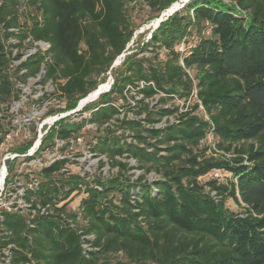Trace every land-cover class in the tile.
<instances>
[{
  "label": "trees",
  "instance_id": "16d2710c",
  "mask_svg": "<svg viewBox=\"0 0 264 264\" xmlns=\"http://www.w3.org/2000/svg\"><path fill=\"white\" fill-rule=\"evenodd\" d=\"M143 1L152 11L150 18H158L177 0ZM134 32L127 0H0V103L17 100L16 80L25 83L44 68L43 82L53 83L54 94L65 101L56 112L74 109L104 82L113 62L129 48ZM186 35L189 40L194 37L195 46L183 58V67L175 48ZM149 39L138 42L137 49L164 47L166 59L153 63L135 58L136 51L126 54L117 70L111 68L115 73L110 90L81 110L90 112L84 121L100 126L119 114L118 102L125 99L128 85L147 83L136 91L142 95L137 103L143 105L145 117L117 118V127L130 130L135 143L110 128L83 133L95 134L89 150L104 155L117 173L91 180L65 177L60 172L64 160L38 171L37 197L42 203L57 198L66 187L85 185L79 203L82 221L75 220L76 213L68 217L82 234L94 235L92 245L97 250L84 253L82 234L59 216H40L29 226L23 216L9 214L5 227L18 247L15 264L30 260L34 264H111L107 258L118 252L127 261L114 264H264V0H187L159 22ZM26 40L30 45L44 41L50 46L13 67L12 59L20 58L19 48ZM13 49L17 51L12 56ZM193 85L209 120L198 115L193 104L179 113L178 123L156 128L154 123L178 108L161 106L158 117H152L155 112L144 99L161 93L163 104L173 95L186 100ZM47 96L44 93L41 99ZM63 119L57 122L58 128L43 135L40 148L54 136L79 134L80 126L64 127ZM210 127L216 147L231 152V158L206 155L207 146L197 150ZM36 138L34 133L19 150ZM122 158H133L138 169H152L160 177L154 182L143 175L131 180ZM103 163L99 161L100 166ZM212 169L229 171L236 183L233 179L226 184L214 179L200 183L198 177ZM205 186L216 191L215 198ZM226 198L243 204V212L228 210Z\"/></svg>",
  "mask_w": 264,
  "mask_h": 264
},
{
  "label": "rangeland",
  "instance_id": "374dc122",
  "mask_svg": "<svg viewBox=\"0 0 264 264\" xmlns=\"http://www.w3.org/2000/svg\"><path fill=\"white\" fill-rule=\"evenodd\" d=\"M186 1L187 0H177L178 6L175 8L179 9L180 7L183 6V4ZM174 11H172L171 13H173ZM127 12L132 21L133 27L135 28V32L133 34L131 41H129V43L126 46V49L128 47L129 48L124 52L125 56L126 54L131 55V52L136 51V56H134L135 58H148L151 59L153 63H157L166 59L167 54L163 52L161 48L156 47L155 49H153V46L151 45L148 47L147 50L144 51H140V49H137L138 42L141 45L143 42L150 40L149 39L150 33L155 27V23L153 22V20H155L156 18H150V16L152 15V11L148 7V5L143 0H127ZM168 15H170V13L165 16H162V18L164 17L166 18ZM192 39L194 40V37H192ZM193 40L190 41L195 43V41ZM11 41L14 43L16 42L14 39H12ZM31 50H32V45H30L28 43V40H26L23 43V45L19 48L20 58L12 59V66L14 67L18 65L19 62L23 60ZM125 56L123 57V59L125 58ZM115 66L116 67L114 68V71L119 65L116 64ZM14 71H15L14 68L11 67V72L13 73ZM114 71L112 70L110 71V75L113 80L115 73ZM39 72L34 77H28L25 83L16 80L15 88L19 89V98L17 100H13L10 103H0V124L2 127V128L0 127V129L2 130L0 131V143H2L0 144V149L2 150L6 148L7 149L11 148L13 150H16V148H18L16 152L24 154L27 152L29 148L32 147L33 143L23 151H20L19 148L22 145L26 144V142H28V140L33 137L34 133L37 134V136H39L40 134L45 135L47 131L50 130V128L59 127L57 122L61 120L63 117H61L59 120L53 123L52 121L55 120L56 116H51V115L60 113V112H56L55 109L59 107H64L65 101L63 98H60L58 95L53 94V89H54L53 83H51L50 81L43 82L44 74ZM104 76H105L104 82H106L107 77L109 76L108 74H105ZM44 93H46L48 96L47 98L41 99L44 96ZM133 95L136 96L137 94H135L134 89L129 88L128 91L126 92V101L124 100L122 105L120 104L121 113L117 115L118 117H122L123 115L135 119H140L145 117L146 115L145 112H142L143 105L139 103H135L134 100L132 99ZM159 97L160 94H156L153 97L145 100L150 106V109L152 108V110L155 112L152 117H158L156 112L158 108H160L163 105V103L159 101ZM97 98L95 99V102ZM92 102L94 104V100H93L90 101L88 105L89 104L91 105ZM166 103L171 106H178L179 108L181 107V103H183V99L177 100L176 98H173L172 100L169 99ZM190 104L191 102L190 103L186 102L185 105L189 106ZM49 110H55V111L49 113ZM85 113H86L85 111L84 112L78 111L65 116L66 119H63L62 125L64 127H70L72 129H76L77 126H80L81 128L79 132L84 131L82 129L85 128L87 129L85 122L82 119L83 116H85L84 115ZM196 113L201 116V114L197 110ZM169 121H170V116L168 117V119L164 116L158 122L154 123V126L163 127ZM112 125H113L112 127L113 130H116L118 124H115V122H113ZM117 132L125 136L126 140H129L130 136H132V132H130V130L124 131L123 129H119ZM13 133H16L17 135L14 137ZM10 134L12 136L7 137V135ZM142 134L146 135L145 131L142 130ZM55 138L56 136H54L53 139H51V141L48 142L47 146L43 148H40L39 146V149H37L33 154H29L27 152L29 156L17 157L18 159L14 160V164L17 163V160L22 159L21 162L19 163V167L24 168V170H26V167L27 168L31 167L32 164L34 163L32 160L33 158L34 160L41 162L43 160H47V158L44 156H51V158L67 157L71 162H68L65 167L71 173L78 172V168H79V170L86 172L84 174V177L92 178L95 175L98 176L99 175L98 173L102 172L101 170H99V159H97V156L93 155V152H90L89 150L90 142L96 139L95 134L93 132L85 133L83 135V140L81 139L80 142L72 140L71 144L67 147L62 146L63 142L61 141L56 142V144H54ZM46 147L48 148L44 150ZM201 148H203V145L198 146L197 150ZM121 160L128 164L129 169L125 172V175L131 180H137L139 175H143L144 180H147L149 182H154L160 177V175L156 174L152 169L147 171L145 169H138L136 167L137 166L136 160L133 161L128 158L127 159L122 158ZM109 170L106 172V174L109 172ZM136 171H139V173H137ZM56 177H58V175ZM224 178L227 181L232 180L231 179L232 177L230 178L229 173H225ZM198 180L200 183H205L207 180H209V178L201 177ZM61 197L63 198V195H61ZM78 202H79V197L77 196V194L73 195L64 203L65 209L67 211L75 210L77 208ZM225 207L234 213H242L244 210L243 204L238 205L231 198L225 199ZM107 259L111 264H114L117 260L124 263L127 261L124 255L120 256L118 254H112ZM128 264H152V263H150L149 261H145L142 263L135 262Z\"/></svg>",
  "mask_w": 264,
  "mask_h": 264
},
{
  "label": "built area",
  "instance_id": "2783aa9c",
  "mask_svg": "<svg viewBox=\"0 0 264 264\" xmlns=\"http://www.w3.org/2000/svg\"><path fill=\"white\" fill-rule=\"evenodd\" d=\"M11 30H15V29L12 28ZM11 40L12 39H10L9 41H11ZM49 46H50L49 43L44 42V41L33 42L32 50L29 51V53L27 54V56L23 60H25L28 56L36 53V51L38 49L42 50V52L48 50ZM194 46H195V43L190 41L189 37L187 35L184 36L181 39V41L176 45L175 49L179 53V63L183 67H184L183 58L190 54V52ZM161 49L163 52L168 53V49H165L164 47H161ZM16 51H17V49L16 50L13 49L12 56L16 53ZM124 56H125V53H122L120 56H118L116 58L118 64L121 62V60L123 59ZM114 66L112 65V67H114ZM111 68H110V70H108L106 72V74H108V76H109V77H107V81H106L109 84L108 89L103 91L102 93L109 91L111 85L114 82V80L111 78V75H110ZM184 69L191 76L190 70L187 68H184ZM44 72H45V70H44V68H42L39 73L44 74ZM146 84L147 83H145L144 81H140L138 83L137 87H133L131 85H128L126 87V90L124 91L125 99H122V98L119 99L118 106H120V104L122 105L124 100L126 101V92L128 91L129 88L134 89L135 94H137L136 96L135 95L132 96L133 97L132 99L134 100V102L137 103V100L142 98V95L140 93H137L136 91L139 88H142ZM53 94H54V89H53ZM89 94H90V92L86 96H88ZM54 95H56V94H54ZM161 95H163V94L160 93V96ZM173 98H176L177 100H179V98L175 95L172 96V99ZM82 99L79 100L78 105L74 109L66 111V112L56 113L55 115H51V116H56L55 120H53L52 122L54 123L57 120H59L61 117H65V116L70 115L74 112H78V111L81 112L83 107L86 106L88 103H90V101L81 103ZM95 99H94V101H95ZM145 100H147V99H144V102H146ZM186 102H189V103L191 102V104L189 106H187V105H185ZM193 104L196 105L195 112L197 110L201 114L203 119L209 120V116L206 113L201 100L197 96V89H196L195 85H193V88H192L190 95L188 96V98L186 100L183 99V103H181V107L178 108V106H171V105H168L167 103H164L162 105V107H164V108L170 106L172 108V110L175 107L178 108L177 111L173 110V112L170 115H164L167 119L170 116V121L167 122L163 127H165L168 123L169 124L178 123L180 120L179 119V113L181 111H185L186 109L190 110V107ZM85 112L86 113L84 114L85 116H83V118H85V117L89 118L90 112H88V111H85ZM120 113H121V107H120L119 114ZM119 114H117V115H119ZM117 115L114 116L112 119L106 121L105 123H103L100 126L96 125L95 123H89L87 120H85L84 122H85L87 129L86 128L82 129L84 131L79 132L80 135L78 134L75 136H69L67 138H60V137L56 136V138L54 139V144H56V142L61 141V142H63L62 146L67 147L71 144L72 140L79 141V142L81 141V139L83 140V133L87 130H100V131H102V130H105L106 128L113 129L112 123L115 122V124H118L117 118L122 119L125 117V118L130 119V120H139V119H135V118H129V116H126V115H123L122 117H118ZM141 119H143V118H140V120ZM142 122H144V120H142L141 123ZM163 127H156V128H163ZM119 129H121V128L116 127V130H115L116 134H119L117 132ZM13 135L15 137L17 134L13 133ZM11 136H12L11 134L7 135V137H11ZM42 137H43V134H40L39 136H37V138L33 142L32 147L27 150V152L29 154H33L37 149H39ZM127 141L135 143V140L132 138V136H130V139ZM151 141H153V140H151ZM216 142H217V139L215 138V136L213 134V127H210V129L206 133V135L199 141V146L200 145L201 146L203 145V147L207 146L206 155H210V156H213L216 158L229 159V158H231V156H233V154L231 152L218 149L215 145ZM92 143H95V140H92ZM0 144H2V143H0ZM47 148L48 147H46L44 150H46ZM44 150H42V151H44ZM147 150H151V148H148ZM27 152L22 154V153L16 152V150H13L11 148L10 149L6 148L4 150L0 149V264H15L13 261L14 250L18 249L16 244L14 242L10 241V238L12 237L11 231H9L5 227V218L9 214L23 216L26 219V222L29 226H33L32 221L37 217L56 215V216L61 217L64 220V222H66L70 228L75 229L77 231V233L82 234V232H83V230L80 227L76 228L74 220L72 218H69L68 214L69 213H76L75 220H77L79 222L82 221L81 209H79V203H80L81 199L85 196V192H84L85 185H83L82 183H78L75 187H72L73 185L71 187H66L64 189V193H59V196L57 198L53 197L49 201L42 203L37 198V191L39 190V185L41 182V177L38 174V171L40 168L49 166L56 161L64 160L65 164L60 169V172H62L65 177H67L69 175H78L79 177L84 178L85 180H91L94 176L92 178L84 177V174L86 172L79 170V168H78V172H75V173L69 172L65 166L68 162H71V161L67 157H52L51 158V156H44L47 158V160H43L41 162L36 161L33 158L32 160L34 163L32 164V166L28 167V168L26 167V170H24V168L19 167V163L21 162L22 159L17 160L16 164H14V160L18 159L17 157L29 156V154ZM93 155L97 156V159H99V161L101 160L104 162L101 166L99 164V170H101L103 172V173L102 172L98 173L100 176L108 177V176H111V175H114L117 173V171H118L117 167L110 168L108 165V162H107V158L104 155H96V153H94V152H93ZM73 159H74V157H73ZM128 159L135 161V159H133V158H128ZM72 162H75V161H72ZM34 164H35V167H34ZM108 170H109V172L106 174V172ZM136 172L139 173V171H136ZM225 173H229L230 178L232 177L231 173L229 171L224 170V169H212L201 177H208L209 179L216 180L217 183L226 184L227 180H225V178H224ZM95 176H97V175H95ZM201 177H198V179H200ZM231 179H233V181L236 183L235 178H231ZM90 185L98 188L99 190L101 189V187L97 186L93 182H90ZM205 190L208 191L210 193V195L213 196L214 198L216 197V191L215 190L210 189L208 186H205ZM65 193H67L66 196H65ZM76 194L79 197V202H78L77 208L75 210L67 211L66 209H64L65 211H58L62 207L65 208L64 203L70 197H72L73 195H76ZM61 195H63V198L61 197ZM93 239H94L93 234H82L81 235V247H82L84 253H87L91 250H97V247H94L92 245ZM117 254L121 256L122 252H118ZM29 257H30V255H29ZM21 264H34V261L33 260L25 261Z\"/></svg>",
  "mask_w": 264,
  "mask_h": 264
},
{
  "label": "bare ground",
  "instance_id": "6f19581e",
  "mask_svg": "<svg viewBox=\"0 0 264 264\" xmlns=\"http://www.w3.org/2000/svg\"><path fill=\"white\" fill-rule=\"evenodd\" d=\"M178 6V2H174V4L168 8H166L165 10L162 11V14L161 16H165L169 13H171L175 7ZM157 19V18H156ZM153 20V22L156 24V21L157 20ZM108 82H101L97 85V87L95 88V90H92L90 92V94L86 97H84L82 100H81V103H84V102H88V101H92L94 100L95 98H97L103 91L107 90L108 89ZM51 120V118H50Z\"/></svg>",
  "mask_w": 264,
  "mask_h": 264
},
{
  "label": "water",
  "instance_id": "95a60500",
  "mask_svg": "<svg viewBox=\"0 0 264 264\" xmlns=\"http://www.w3.org/2000/svg\"><path fill=\"white\" fill-rule=\"evenodd\" d=\"M176 10V9H175ZM174 11V10H173ZM171 14V13H170ZM165 18V17H164ZM164 18H162V16H159L156 20V24H155V27L153 28V29H155L157 26H158V24H159V22L160 21H162ZM116 64H118V62H117V59L113 62V66L114 65H116ZM78 105V104H77Z\"/></svg>",
  "mask_w": 264,
  "mask_h": 264
}]
</instances>
